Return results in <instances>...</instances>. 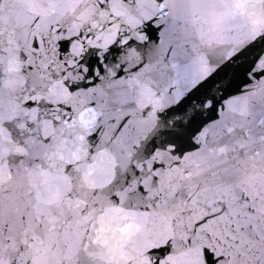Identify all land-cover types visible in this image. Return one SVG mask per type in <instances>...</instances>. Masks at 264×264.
Wrapping results in <instances>:
<instances>
[{
	"label": "water",
	"instance_id": "water-1",
	"mask_svg": "<svg viewBox=\"0 0 264 264\" xmlns=\"http://www.w3.org/2000/svg\"><path fill=\"white\" fill-rule=\"evenodd\" d=\"M0 264H264V0H0Z\"/></svg>",
	"mask_w": 264,
	"mask_h": 264
}]
</instances>
